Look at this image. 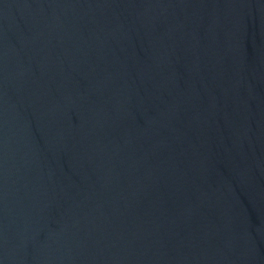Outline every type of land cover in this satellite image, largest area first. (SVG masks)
<instances>
[{"label": "water", "instance_id": "obj_1", "mask_svg": "<svg viewBox=\"0 0 264 264\" xmlns=\"http://www.w3.org/2000/svg\"><path fill=\"white\" fill-rule=\"evenodd\" d=\"M0 264H264V0H0Z\"/></svg>", "mask_w": 264, "mask_h": 264}]
</instances>
